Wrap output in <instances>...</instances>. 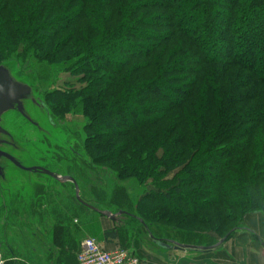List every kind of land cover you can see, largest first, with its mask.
<instances>
[{"label": "trees", "instance_id": "obj_1", "mask_svg": "<svg viewBox=\"0 0 264 264\" xmlns=\"http://www.w3.org/2000/svg\"><path fill=\"white\" fill-rule=\"evenodd\" d=\"M29 61L86 85L43 96L53 117L86 120L79 176L101 166L146 190L119 210L139 225L132 248L212 247L199 236L229 239L264 215V0H0V66ZM48 205L37 241L59 264L76 232ZM8 251L4 264H23Z\"/></svg>", "mask_w": 264, "mask_h": 264}, {"label": "rangeland", "instance_id": "obj_2", "mask_svg": "<svg viewBox=\"0 0 264 264\" xmlns=\"http://www.w3.org/2000/svg\"><path fill=\"white\" fill-rule=\"evenodd\" d=\"M16 67L17 69L15 72L16 75L19 76L17 78L20 80L29 79L36 87L37 93L43 96L54 94L63 89L71 90L74 88L75 90H79L86 86L78 82L79 76H73L70 72L63 71V69L56 70L40 66L34 61H29L24 66L17 63ZM31 111L33 112H31L32 118H30V120H26L18 112H9L5 115L6 128L17 145H15L16 148L11 149L12 147H10L7 148V150L16 156L24 167H40L62 177H72L76 179L83 197L89 200L95 207L99 205H97V202L91 197L89 193L90 189L97 191L99 194H103L105 205L110 206L108 209H111L114 213L119 212V210L129 211L134 208L135 204L146 191L141 187L139 188L134 182L124 183L117 181L113 179L110 174L106 173L105 167L101 166L97 167L99 169L98 174L87 171L86 173L88 174L85 180L82 179V176H79V171L85 165L83 161L87 160L83 149L86 139L84 131L86 120L80 111L58 117L54 116L52 119L54 124L51 123L46 114L39 113L36 109H31ZM76 155L82 157H76ZM5 164L9 165L8 168L11 171L10 177L14 176L16 181L24 179L28 182H40V184L36 183L37 185L35 184L36 186H34L36 193L31 203L25 191L28 194H34V192L31 191L27 185H19L20 190H18V192L13 191V194H17L12 197L10 200L11 202L8 204L9 206L5 207L9 212H6V214L13 215L17 211L20 212L22 207H25V209L29 208L36 202L34 199H38V196H46L48 194L50 204L52 203L53 206L63 214L67 216L70 214L71 216H68V218L72 219L71 227H73L74 233L76 232L72 239L74 238L75 240V238H79L78 241L80 243L78 244L80 247L76 248L78 249V252H76L77 256L82 249L83 242L87 238H95L101 242L103 241L102 234L104 230L111 229L117 230L119 233V239L115 243L117 246L132 250L133 252L136 251L135 253L138 254L142 251L130 246L131 240H136V238L132 237V234L135 235L137 230L140 231L136 221L121 217L120 223H115L94 212L82 209L74 196V186L61 185L46 175L36 174V172H24L10 163ZM88 176L89 180L87 181ZM85 181H87V183ZM23 195H25L26 198H24ZM101 207L102 206H100V209H102ZM2 209L4 208H0V211ZM68 221H70V219ZM64 224L65 221L61 220V225ZM165 235L168 236L169 233ZM5 236L8 237L10 235L8 232L1 229L0 237L3 241L4 238H6ZM25 236L26 237L14 235L10 238V241L5 242L2 249L3 255H5V257L7 255L10 257V252L8 251L10 248L19 256L18 259L23 262V264L27 261L31 262V264H48L49 261L46 259L47 250H44L42 246L39 245L40 242H35L30 238L31 236L29 233L26 232ZM135 236L140 237V235ZM199 238H205L207 243L204 244L206 245L211 242L216 245L220 242L219 238L211 235H201ZM207 238L211 239V242H209ZM25 240L29 242L30 249L26 248ZM205 240L199 239V241ZM143 244L145 248L153 250L155 253L165 252V249L161 248L157 242L152 243L147 237L144 239ZM6 245L8 246L7 248ZM75 247L78 246L75 245ZM33 251L35 254H32ZM3 259L4 256L2 257V260Z\"/></svg>", "mask_w": 264, "mask_h": 264}, {"label": "water", "instance_id": "obj_3", "mask_svg": "<svg viewBox=\"0 0 264 264\" xmlns=\"http://www.w3.org/2000/svg\"><path fill=\"white\" fill-rule=\"evenodd\" d=\"M16 62H9L2 64L0 66V208L2 206L7 207L8 204L11 202L10 200L14 195L13 191L18 192L19 185H27L29 189L34 192V194H28L26 191L25 193L30 198V203L33 200V197L36 193L34 186L40 184V182H28L24 179L15 180L14 176L10 177L11 171L9 170L8 166L5 163H10L11 165L17 167L18 169L24 172H36V174L46 175L49 178L54 179L61 185L65 186H74L75 189V198L77 202H79L85 208L108 218L109 220L118 223L120 218L128 215L126 212H118L112 213L110 211L101 210L89 203L83 198L82 191L76 181V179L72 177H62L60 175L54 174L50 171H47L40 167L35 168H26L21 164L19 159L10 153L7 148L12 147L11 149L16 148V143L12 135L6 128V120L5 115L9 112H18L21 114L26 120H30L32 118L31 109H36L39 113L46 114V116L50 119L51 123H53V113L48 108L46 101L43 95L37 93L36 87L34 84L29 80H20L18 75H16L15 70ZM38 95H37V94ZM37 95V96H36ZM54 124V123H53ZM16 145V146H15ZM16 178V177H15ZM20 183V184H18ZM37 183V184H36ZM36 184V185H35ZM24 198L25 195H23ZM227 238L222 239L219 243L212 247H199V246H189L184 245L176 242H157L158 245L168 251L172 250H195V251H212L220 246H222ZM2 245L0 240V264L2 263L1 257Z\"/></svg>", "mask_w": 264, "mask_h": 264}, {"label": "crops", "instance_id": "obj_4", "mask_svg": "<svg viewBox=\"0 0 264 264\" xmlns=\"http://www.w3.org/2000/svg\"><path fill=\"white\" fill-rule=\"evenodd\" d=\"M31 209L32 208L29 207L27 211L30 212ZM47 210L48 208L45 209V211ZM87 210L89 209L87 208ZM40 215H37L34 223L30 224V227H23L22 234L20 233L22 236L26 237L25 233L27 232L30 234V238L35 242H38V237L41 235L39 230L41 223ZM68 216L71 217L70 214H68ZM68 216H64L65 221ZM69 219L70 221L68 223L65 222V224L71 227L72 219L68 218V220ZM56 221L57 220L54 222ZM59 222H61V220H59ZM106 231L108 230H104V232ZM78 239L79 238H75L74 240V238H71L72 246L69 248L66 246L65 250L61 252L62 260L59 264H78V256L76 255V252H78V249L76 248L80 247L78 245L80 244ZM101 242L107 249H112L116 245V241L111 242L110 240L103 239ZM26 243L29 242L26 241ZM75 245L78 247H75ZM199 247L209 246L201 245ZM141 250L142 251L139 254L140 257L148 260L150 264H264V215L251 214L247 216L240 229H238L231 238L227 239L222 246L212 251L165 250V252L162 253H155L153 250H149L145 247ZM26 263L28 264L29 262Z\"/></svg>", "mask_w": 264, "mask_h": 264}, {"label": "built area", "instance_id": "obj_5", "mask_svg": "<svg viewBox=\"0 0 264 264\" xmlns=\"http://www.w3.org/2000/svg\"><path fill=\"white\" fill-rule=\"evenodd\" d=\"M78 264H150V262L120 246L107 249L99 240L87 238L78 254Z\"/></svg>", "mask_w": 264, "mask_h": 264}, {"label": "flooded vegetation", "instance_id": "obj_6", "mask_svg": "<svg viewBox=\"0 0 264 264\" xmlns=\"http://www.w3.org/2000/svg\"><path fill=\"white\" fill-rule=\"evenodd\" d=\"M82 157L79 155H76V157ZM87 160H84L83 163L86 165ZM81 181V180H80ZM83 182V181H82ZM49 196L48 194L46 196H38V199H36V202L32 205V209L30 212L27 211L28 208L25 209V207H22L19 211L11 214L9 213L7 209H2L0 211V230L3 229V231L8 232L10 236H5L7 238H12L14 234H22L23 227H30L31 223H34L35 218H37V215H40L45 211V209L49 208ZM37 213V214H36ZM10 215V216H9Z\"/></svg>", "mask_w": 264, "mask_h": 264}]
</instances>
